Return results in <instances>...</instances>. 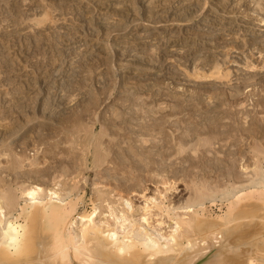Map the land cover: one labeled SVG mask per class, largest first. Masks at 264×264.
I'll return each mask as SVG.
<instances>
[{"label": "rangeland", "instance_id": "1", "mask_svg": "<svg viewBox=\"0 0 264 264\" xmlns=\"http://www.w3.org/2000/svg\"><path fill=\"white\" fill-rule=\"evenodd\" d=\"M1 1V189L10 187L19 193V188L23 186V183L33 181L44 183L42 185L49 187L56 181L53 176H57V180L59 179L62 185L68 183L74 187L77 186L78 189L75 188L74 191L80 198L79 212L89 211L91 202L96 203L97 201L98 203L100 201L97 191L101 189L102 191H112L113 197L111 198L116 207V204L120 202L116 201L119 195L124 199L129 198L130 202L133 201L137 207H134L133 202L130 203L133 205V213L136 215L140 210L138 206L140 207L144 202L143 197L141 198L139 195L145 193V196L148 197L149 194L150 196L157 194L156 190V192L154 190L152 192L154 187L157 189L159 186L160 188L158 187L157 190H162V196H156L159 197V201L163 198L160 202H163L165 206L170 205V211H173L170 213L174 214V211L178 210L175 213L179 214V212H183L178 208L181 207L179 203L185 204V202H189V199L190 201L194 200L197 190L210 185L209 187L213 189L212 192H209L208 197L211 193L212 195L203 200L202 207H205L207 213L216 215L225 209L230 199L232 200L238 186H242L240 190L243 188L246 190L252 186H248L249 184L254 185L255 183L257 186L264 184V130L257 126L264 127V108L260 104H256L259 97L264 95V74H262L264 72L250 73L249 69L246 70L247 62L253 61L259 66L264 64V59L258 58L260 56L258 51L260 49L264 51V0ZM188 15L191 20L186 21ZM214 47L217 48L214 49ZM202 52L205 55H202ZM245 54L249 55L250 61L246 60ZM198 55L200 58L203 57L202 60ZM252 55L254 56L252 57ZM213 56L214 58H212ZM204 58H217L218 62L225 64L223 73L229 72V79H224L223 85L221 83L212 88L210 83L200 81L199 78L194 77L195 75L191 76L192 73H195V66L202 67L201 72L203 73L208 72L209 67L205 68L201 64L206 61ZM193 59L197 61V64ZM186 63L187 65H185ZM241 73L243 74L241 75ZM242 78H244V83ZM158 81L165 87L169 85L171 90L187 91L188 95L190 92L198 91L197 93L202 94L204 98L206 97L204 100L209 102H211L210 94L214 92L222 94L224 91L223 94L228 96V101L225 102L228 103H232L231 100L229 102L231 98L228 94L237 91L242 94L238 97L240 101L237 100L234 104L235 108L222 106L223 116L218 124L222 134L215 139L212 138L209 141L211 145L209 143L204 146L197 144L199 138H209L208 134H203L202 137L198 136L199 138L196 136L197 139L194 138V135L192 139L194 138L196 141L190 138L188 140L190 139V146L199 145L197 148L192 146L193 150H191L192 147H189L182 153L183 155H176L168 160V162L173 161V175L167 169H163L164 172L156 165L151 168L152 170L139 171V175L137 170L135 172L134 168L130 169L131 165L127 167L131 170L129 173L132 172L133 175H128V168L122 171L117 168L118 170L115 171L117 175H115L116 173L114 175L118 177L119 181L121 180L120 183L126 182V186H129L128 190L125 185L121 186L119 181L117 184L115 180L103 177L104 169L102 167L108 165L107 163L100 167H95L93 163V154L96 151L106 154L103 145V141L106 139L103 138V140L98 136L102 129L100 127H103L104 121L113 110H116L117 107L121 108L122 99L126 98L125 94L128 96L136 84H146L148 87L151 86L152 90H156L157 87L155 86V88L154 84ZM238 87L242 90L240 91ZM247 88H252V91L245 92ZM257 93L261 95H257ZM150 94L143 91L138 96L149 99ZM120 97H122L121 102L119 101ZM119 103L122 104L117 106ZM128 104L129 102H124L123 107H128ZM203 107L206 110L207 107L205 105ZM112 108L114 109L112 110ZM124 108H121L120 111L125 114L129 108H125L126 110ZM93 150L94 153H92ZM12 156L16 159L20 157L18 160L23 161L22 165L24 164V166L13 169L12 158H9ZM74 159L77 161L75 162ZM256 164H258L257 171L260 175L256 181L251 182L249 179L253 175L256 177L253 170ZM108 166L106 167L108 168ZM34 169L35 173L32 172L35 171ZM17 172L19 175L16 174ZM249 172L252 174H248ZM156 173L160 174L159 177ZM29 174L31 178L28 179ZM58 175L62 177L58 178ZM135 175L136 180L133 179ZM139 176H142L146 183L143 182V184L141 179L138 180ZM128 179L132 181L129 182ZM136 182L140 184L137 185ZM166 182L167 186H172L174 189L170 190L171 188L166 186L167 189H170L166 190L167 192L164 191L165 187L162 183L165 186ZM247 183L249 184L247 185ZM231 185L234 187L237 185V187L232 188ZM213 195H215L214 199ZM169 201H173L172 204L178 207L174 206V208ZM119 206H121V202L118 208H120ZM155 217L153 216V218Z\"/></svg>", "mask_w": 264, "mask_h": 264}, {"label": "bare ground", "instance_id": "2", "mask_svg": "<svg viewBox=\"0 0 264 264\" xmlns=\"http://www.w3.org/2000/svg\"><path fill=\"white\" fill-rule=\"evenodd\" d=\"M188 17L189 15L187 16V18ZM187 18L186 21L191 20V18ZM259 47L261 46L259 45ZM215 48L217 47H214V49ZM204 50L205 49H203V51ZM164 52L166 53V51ZM258 53L260 55L258 56V58L262 57L264 59L263 49H260ZM249 54L251 53L249 52ZM202 55H205V53H203ZM253 56L254 55H252V57ZM245 57L246 60L248 59L250 61L249 55H246ZM212 58H214V56ZM194 61L197 64V61ZM201 64L205 68L209 67L208 72L203 73L201 72V66V68H197L198 66H195V73H192L191 76L195 75L194 77H196L197 79L199 78L200 81L206 83L208 82V84L210 83L212 88L213 86H219V84L221 83L223 85L224 81L229 76V72L223 73V66L225 64H222V62L220 63V61L218 62L217 58L206 59V61L202 62ZM185 65H187V63ZM246 67V70L249 69L248 71L250 73L264 72V64L259 66L256 65L253 61H250L247 62ZM175 72L177 73V71ZM242 74L243 73H241V75ZM176 75L178 76V73ZM189 78L191 80V77ZM242 79L244 83V78ZM228 81L230 82L231 80ZM136 85L132 91L129 89L130 92L128 91V96L125 94L126 98L122 96L124 97V99H122L123 104L124 102H129L128 107H125L129 108V111L125 112V114L122 113L123 111H120V109H123L124 107L121 103V108L118 109L117 107L116 110H113L114 108H112L113 112H111L110 115L108 114L109 116L106 120V117L104 118L105 121L103 123V127H100L102 129L100 130L101 133L98 136H100L102 139H106H103L104 151L106 154L104 155L97 151L95 154H93V163L95 167H100L105 163L111 165H106L108 166V168L106 166L102 167L104 169L103 177H106L110 180H115L117 184L119 179L117 176H115L117 175L115 171L118 170L117 168L122 171L125 168H128V165H131L129 166L130 169L132 167L131 170H133V168L134 171L137 170L138 175L139 171L144 172L149 169L152 170L151 168H154L153 166L155 165L158 168H162L161 170L167 169L169 172H171V175H173L174 173L172 174V172H174V164L172 163L173 161L168 162V160L176 155H183L182 153H184L189 147H195L196 145L190 146L191 142H189V140L192 139L194 135V138H196V136L197 138H199L198 136L202 137L203 134H208V137L210 136L206 139L202 137L199 138L200 140H197V144L201 146L209 143L212 138L215 139L219 135H221L222 132L220 131V125L218 126V124L222 120L223 116L222 113L224 110H222V106L226 105L229 108H235L236 106L234 104L237 102L238 97L242 94H240L238 91L228 94L231 98L229 99V102L230 100L232 101V103H228L225 102L226 100L228 101V96L227 94H223L225 93L224 91L222 94H218L219 92H214L215 94L209 93L211 96H208L209 99H211V102H209L208 100H204L206 97L204 98L202 94L197 93L198 91H193V93L190 92L188 95L186 94L187 91L180 92L171 90L169 88V85L165 87L162 83H159V81L154 84V87H157H155L156 90H152L153 88L151 89V86L148 87V85L146 84L138 83ZM238 89L240 90L239 87ZM143 91L151 93L150 98L148 97L149 99L138 96L141 95ZM250 91H252V88H247L245 90V92ZM230 92L232 91L230 90ZM257 95L261 94L257 93ZM226 96L227 99L225 98ZM122 97L119 98V101ZM261 97H259L260 99L257 103L254 101L252 102L256 103L257 105L260 104L262 108H264V95ZM154 102L156 105L154 104ZM151 103L153 104L151 105ZM121 104L119 103V105L117 106H120ZM203 104L207 107L206 110L203 109ZM207 114L211 115L208 116ZM257 126L260 129L262 128V130H264V127L262 125ZM257 126L255 127L257 128ZM98 138H96V140ZM188 138L190 139L188 140ZM196 139L194 140L196 141ZM97 142L99 141L97 140ZM98 147H96L97 150ZM193 147L191 150H193ZM92 153H94V150ZM9 158H12L11 162L13 169H18L24 166V164L22 165L23 161L18 160L20 157L17 159L13 156ZM32 160L34 159L32 158ZM212 164H214V162H212ZM257 165L258 164H256V167L254 166V169L252 168L255 171L256 177H254L253 175L252 178L249 179L251 182L256 181V178L260 175L257 171L259 169ZM122 166H124L123 169ZM175 169L177 168L175 167ZM131 170L128 171V175L130 174L129 172ZM260 171L261 168L259 172ZM32 172L35 173L36 170ZM251 172H249L248 174H250ZM16 174H18V172ZM130 175H133L132 172ZM136 175L133 176V179H135L134 177H136ZM158 175L157 177H159ZM28 176H30V174ZM56 177L57 176H53V179L55 178L56 181H54V184L49 187L42 185L44 183L41 184L34 181L27 182L25 184L23 183V186L20 185L22 187L19 188V193H16V191L14 189H11L10 187L2 189L0 188V264H264V184L257 186L255 183L253 185L249 184V182L247 183V185L249 184L248 186H252L246 190H244V188L243 190H240L242 186L237 187L236 185L238 190L235 189L237 190V192H235V194L233 195L232 200L230 199L225 209H220V213L216 215L207 213L205 211V207H202L204 203L203 200H206V197H208V195L210 194L209 192L213 189L212 187H209L210 185H206L207 187H202L197 190V192H195V199H192L193 201H190L189 199V202L187 201L185 202V204H183V202L179 203L181 207L172 204L173 201H169L171 202L173 207L176 206L183 210V212H179V214L175 213L178 210L174 211V214L170 213L173 212L170 211V205L166 204L167 206H165L163 202H160L163 198H161L159 201L158 198L162 196V190H157L159 187L158 186L157 189L155 187V189H152V192L153 190L157 191H155L157 193L155 195L152 193L153 196H150L149 194L147 197V195L145 196V193H141V196L139 195V197H143L144 202L142 200L143 204H140V207L138 206V208L140 209L138 210V214L134 215L135 213H133V208L137 207L134 205L135 203L133 201L131 202H133L134 207H132L133 205L130 204L131 202L129 198L124 199L119 195L116 201H120L121 206H119L120 208H118L120 202L116 204L117 207L114 205V201L111 198L113 197L112 191H105L104 189V191H102L101 189L97 191L99 193L97 194L98 200H100L98 201V203L97 201L96 203L91 202V208L89 211L79 212L78 205L80 198L79 196H76L77 193H75L74 191L75 188L78 189L76 184V187L68 183L62 185L59 182V179L57 180ZM60 177L62 176L58 175V178ZM235 177L237 178V176ZM29 178H31V176L28 177V179ZM142 178V176H139L138 180L141 179L140 181L143 183L145 180ZM41 182H43V180H41ZM122 183H120L121 186H126V182ZM19 184L17 185L19 186ZM139 184L140 183H138L137 185ZM162 184L163 187L166 188L163 189L164 191L169 190L170 188V190L174 189L172 188V186H167L168 183L165 186L164 183ZM166 186L170 188L167 189ZM234 186H232V188ZM127 187L129 186L127 185L126 188ZM130 189L132 188L130 187ZM215 191H217V189ZM218 193H220V191H218ZM163 194L165 195L164 192ZM156 195H159V197H157ZM214 198L215 195H213V199ZM228 198L229 197H227V199ZM210 210L212 209L210 208ZM153 216H156L158 218H153ZM163 225L165 226L163 227Z\"/></svg>", "mask_w": 264, "mask_h": 264}]
</instances>
